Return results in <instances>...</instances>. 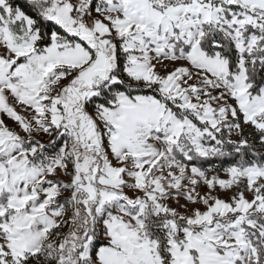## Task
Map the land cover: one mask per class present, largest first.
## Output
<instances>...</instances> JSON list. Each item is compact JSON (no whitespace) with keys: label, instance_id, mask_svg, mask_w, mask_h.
I'll return each mask as SVG.
<instances>
[{"label":"snow or ice","instance_id":"6c2138e0","mask_svg":"<svg viewBox=\"0 0 264 264\" xmlns=\"http://www.w3.org/2000/svg\"><path fill=\"white\" fill-rule=\"evenodd\" d=\"M0 264H264V0H0Z\"/></svg>","mask_w":264,"mask_h":264},{"label":"rangeland","instance_id":"374dc122","mask_svg":"<svg viewBox=\"0 0 264 264\" xmlns=\"http://www.w3.org/2000/svg\"><path fill=\"white\" fill-rule=\"evenodd\" d=\"M8 123H9V125L11 126V122L9 121Z\"/></svg>","mask_w":264,"mask_h":264},{"label":"trees","instance_id":"16d2710c","mask_svg":"<svg viewBox=\"0 0 264 264\" xmlns=\"http://www.w3.org/2000/svg\"><path fill=\"white\" fill-rule=\"evenodd\" d=\"M19 2H21V3H22V2H23V0H19Z\"/></svg>","mask_w":264,"mask_h":264}]
</instances>
